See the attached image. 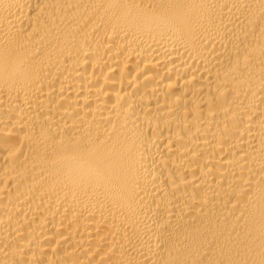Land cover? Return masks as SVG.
I'll use <instances>...</instances> for the list:
<instances>
[{"label": "bare ground", "instance_id": "bare-ground-1", "mask_svg": "<svg viewBox=\"0 0 264 264\" xmlns=\"http://www.w3.org/2000/svg\"><path fill=\"white\" fill-rule=\"evenodd\" d=\"M0 264H264V0H0Z\"/></svg>", "mask_w": 264, "mask_h": 264}]
</instances>
